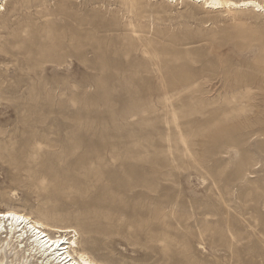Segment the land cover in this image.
I'll return each instance as SVG.
<instances>
[{"label": "rangeland", "instance_id": "obj_1", "mask_svg": "<svg viewBox=\"0 0 264 264\" xmlns=\"http://www.w3.org/2000/svg\"><path fill=\"white\" fill-rule=\"evenodd\" d=\"M2 7L0 206L107 264H264V11Z\"/></svg>", "mask_w": 264, "mask_h": 264}, {"label": "bare ground", "instance_id": "obj_2", "mask_svg": "<svg viewBox=\"0 0 264 264\" xmlns=\"http://www.w3.org/2000/svg\"><path fill=\"white\" fill-rule=\"evenodd\" d=\"M3 1L0 0V11ZM191 1L214 10L264 11V3L257 0ZM41 216L7 203L0 206V264H6L7 260L9 264H107L79 245L75 229L49 224Z\"/></svg>", "mask_w": 264, "mask_h": 264}]
</instances>
